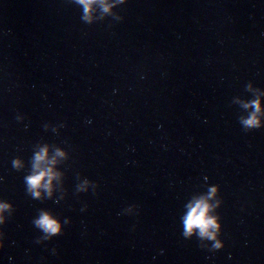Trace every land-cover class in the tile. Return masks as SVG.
Here are the masks:
<instances>
[{
  "label": "water",
  "instance_id": "obj_1",
  "mask_svg": "<svg viewBox=\"0 0 264 264\" xmlns=\"http://www.w3.org/2000/svg\"><path fill=\"white\" fill-rule=\"evenodd\" d=\"M250 81L264 90V0H127L92 24L75 0H0V196L15 205L0 260L264 264V127L244 129L237 102ZM39 143L70 156L53 196L33 199ZM85 178L98 189L78 192ZM212 184L219 250L182 235L184 205ZM41 209L71 220L37 243Z\"/></svg>",
  "mask_w": 264,
  "mask_h": 264
},
{
  "label": "clouds",
  "instance_id": "obj_2",
  "mask_svg": "<svg viewBox=\"0 0 264 264\" xmlns=\"http://www.w3.org/2000/svg\"><path fill=\"white\" fill-rule=\"evenodd\" d=\"M126 2L127 0H75V4L81 9V20L88 24H92L95 20L103 18L104 15L112 14L113 9ZM98 10L100 12L99 16L96 15ZM114 19L120 21L124 19V16L122 14H115ZM246 87L248 90L254 92V98L249 100L237 98V102L245 110H248L246 115L240 117L239 122L246 130L264 127V90L254 87L251 81ZM17 119L24 120L25 117L19 115ZM88 122L91 123L90 120ZM64 126L63 123L57 125L46 123L44 125L45 129L51 127L53 131H58ZM69 156L70 152L64 147L54 146L49 143H39L35 146L31 157V170L24 176L26 191L33 199L53 196L54 191L62 184L65 175L64 171L58 168L57 165L65 159H68ZM11 163L12 167L17 170L24 169L26 166V161L22 156H16ZM204 178L207 180L208 176L205 175ZM89 185H92L94 190L99 187L97 181L85 178L78 184L77 191H85ZM220 192V184L209 185L205 193L194 195L184 205L186 211L181 218L182 235L185 238H191L195 235L200 240H207L211 242L210 248L212 250H219L226 246V241L222 238L224 229L223 217L217 211L224 203L223 198L218 196ZM14 207L15 205L12 201L0 196V250H3L5 247V231L3 225L8 222ZM87 208L88 204L85 203L81 210L83 211ZM134 208L139 209V205H128L124 209L123 214ZM70 220L71 218L62 220L51 210L41 209L38 216L32 220L33 225L43 233V236L37 239V243L51 240L53 237L62 234L64 226L70 223ZM56 251V249H53V252ZM8 259L11 262L13 257H9ZM0 264H3L2 260H0Z\"/></svg>",
  "mask_w": 264,
  "mask_h": 264
}]
</instances>
